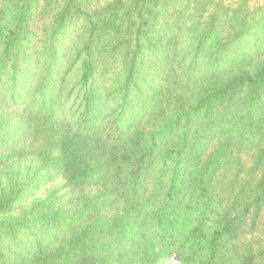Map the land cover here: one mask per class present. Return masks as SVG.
I'll return each instance as SVG.
<instances>
[{
  "label": "trees",
  "instance_id": "16d2710c",
  "mask_svg": "<svg viewBox=\"0 0 264 264\" xmlns=\"http://www.w3.org/2000/svg\"><path fill=\"white\" fill-rule=\"evenodd\" d=\"M0 102L94 137L50 160L94 194L0 222L41 262L264 264V2L0 0Z\"/></svg>",
  "mask_w": 264,
  "mask_h": 264
},
{
  "label": "rangeland",
  "instance_id": "374dc122",
  "mask_svg": "<svg viewBox=\"0 0 264 264\" xmlns=\"http://www.w3.org/2000/svg\"><path fill=\"white\" fill-rule=\"evenodd\" d=\"M250 2L262 3L264 0ZM44 21L38 22L32 29L34 41L41 45L43 44L38 41L37 36H44ZM70 53L72 54L73 50L69 51L68 59ZM67 61H64L65 66L68 65ZM76 78L77 75H74L73 80ZM21 120L22 117L16 109L0 107V222L16 221L25 215L38 220L46 211L69 209L72 201L82 193L89 192L88 195H92L97 191L93 187H87L85 191L79 192L76 188L66 185L63 171L50 162L64 146L69 147L70 152L77 147L89 148L94 142L92 135L88 142L81 141V135L70 125L69 120L62 127V131L50 136L41 131L36 132L33 125H23ZM101 142L104 151L110 149V144ZM263 230L264 218L259 222L253 236L264 241ZM60 239L54 232L48 235L45 238L48 249L58 245ZM41 260L43 259L37 253L35 243L24 230L10 234L4 227L0 228V264H53ZM109 264L120 262L114 260ZM148 264L181 263L173 257H162Z\"/></svg>",
  "mask_w": 264,
  "mask_h": 264
}]
</instances>
